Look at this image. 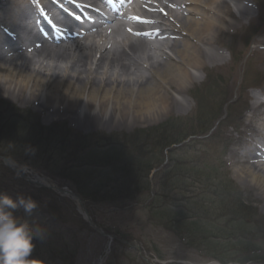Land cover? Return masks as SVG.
<instances>
[{
    "label": "bare ground",
    "instance_id": "6f19581e",
    "mask_svg": "<svg viewBox=\"0 0 264 264\" xmlns=\"http://www.w3.org/2000/svg\"><path fill=\"white\" fill-rule=\"evenodd\" d=\"M43 1L49 6L46 15L50 19L64 16L51 0ZM55 1L72 7L69 0ZM139 1L141 18L134 20L127 13L132 26L125 37H119L121 16L104 32L86 31L67 47H58V41L43 42L29 26L31 0H0V97L22 99L49 118L71 119L74 132L85 136L81 132L113 130L127 121L132 124L175 112L188 113L190 87L200 81L194 72L207 67L215 69L207 71L212 78H224L220 77L223 90L229 95L236 76L225 78L220 72H228V68H224L226 57L217 45L231 30L224 16L233 12L230 4L226 0ZM231 1L241 15L235 21L237 30L243 27V14L250 15L251 10ZM260 96L264 97V91L247 97L251 105L243 119L258 124L256 140L238 157L240 166L235 174L254 200L264 203V102ZM194 102L196 108L204 104L201 97Z\"/></svg>",
    "mask_w": 264,
    "mask_h": 264
},
{
    "label": "rangeland",
    "instance_id": "374dc122",
    "mask_svg": "<svg viewBox=\"0 0 264 264\" xmlns=\"http://www.w3.org/2000/svg\"><path fill=\"white\" fill-rule=\"evenodd\" d=\"M237 1L242 3L241 6H246L248 10L250 9L251 14H243L244 19L240 22H244L241 25L243 27H238L236 30L234 27V25L237 24L235 23L236 18L241 19V15L237 14L234 4H232V9L234 8L235 11L230 8L233 11L230 12V16L227 17V15H224L226 20L230 23L231 30H229V33L226 34L224 38H221V43L217 45L219 50L222 49L220 50L221 54L226 57V66L224 68H228V72H224V70L220 71L224 68H219L218 71L223 72L225 78L232 77L234 79L236 76L235 82L231 80L232 92L229 95H227L226 90H223L224 82L222 76H220L222 78L218 77L214 80L210 77V80H213L212 83L208 81L209 77L207 76V71L215 69L207 67L204 71L200 70L194 72L200 78V81L190 87L189 96L186 99V103L189 104L191 108L188 113L178 114L175 112L168 116L153 117L150 119L146 118L139 121L136 120L132 124H129L127 121L122 126L114 127L113 130L101 129L89 133L81 132V134L90 137L87 142H89L91 146L105 145L104 149L95 150L92 151V153L85 154V156L83 155L86 164L94 163L93 160H95L100 166H96V168L86 167L82 175L81 172L77 170L78 166H74V168L71 169L73 165L71 162H68L69 160H65L66 157L63 158V161L59 163L58 166H52L49 170L42 169V167H39L40 165L38 163L37 166L29 163V159L27 160V158L30 157L33 160L34 155H29V150H23L24 148L17 149V147L21 145L15 140V137L9 139L8 137L10 134H0V145L13 146L10 151L24 155L22 158H19L20 162L16 159L12 160L21 164L24 171L30 173L31 177L34 176L41 180H47L51 184H63V186L68 188H71L68 179L72 178L75 182H80L82 187H85L88 186L86 184L89 181L92 182L94 178L100 177V171L103 170V162L107 159L111 160L109 158L111 156L109 154L110 150L117 149L120 153H123L122 150H124V148L133 147L129 145L134 143V140L143 141L142 136H140L142 134L139 133L136 135L139 131H144L146 133V130L155 129L157 126L160 127L167 123L169 130H182L180 133L185 135L191 134L190 131L196 129L194 135L197 136V134H200L197 137L198 139H196V147L200 148V152L206 154L205 157L209 161L216 164L214 169L221 165L225 166L226 162L229 164L230 168L227 169L228 172L223 169L217 171L220 174L223 172L224 174L222 175L226 174L230 182L228 180L225 181L229 182V184L234 187L231 188L232 192H230L229 197L237 201L241 207L242 205L245 207V209L243 208L241 211V216L244 221L243 223L237 224H241L239 226L241 229L238 232L245 233L248 239H254V241H251V243H254V247L250 248L251 250L263 251L264 213L262 209L264 208V203L255 201L251 193L245 190L240 180L236 177V169L238 165L240 166L234 159L235 156L238 155L234 149V146H237L235 143L238 141V135L233 129H229L227 124L231 123L241 129L244 115H241L240 121L236 116H233L234 104L240 102V100V103H243L247 101V97L261 94L262 92L260 90H252L255 87H251L249 89L250 91H245V94H242L244 90L241 92L240 86L242 88L245 85L243 84L242 86L243 76L246 70L247 72L251 70L250 67H248L250 62L255 64L254 67L258 68L260 72L264 74V0ZM254 1L258 2L257 5L260 7V13ZM259 17L263 19H259ZM238 25L240 26V24ZM253 38L256 39L255 42ZM230 44L232 46L234 45L235 50L233 51L232 57L234 59L233 63L236 65L232 64L229 57L228 49ZM252 54L256 56L255 59H250ZM245 78L246 80L248 79L247 76H245ZM249 81H251L249 85L253 86L255 82L254 78H251ZM201 88L203 89L201 90ZM201 94L204 104H199L196 108L194 99L197 100V96L200 97ZM0 101L9 103L15 107L13 108L14 114H9L5 112L4 109L3 111L0 109V112L3 113V115L0 116V121L13 120L18 123L17 126L29 127L27 129H36V125L39 124L43 128L49 129L48 136H54L58 139L63 138V130L66 134H68L67 130L75 133V124L71 119L68 121H60L58 118H49L45 114L42 115V112L40 109L38 111L36 106L26 104L22 99L10 95L4 98L0 97ZM237 108H239V106H237ZM203 134L204 136L202 137ZM8 139L9 141H7ZM106 150L108 151L106 152ZM64 155H62L61 158ZM179 157L184 158L182 154L179 155ZM187 157V160L195 159V151L191 150ZM3 168L6 170L4 166ZM78 172L80 176H77ZM11 173L13 177H3L0 169V193H7L13 198L22 194L26 197L30 196L38 202V208L34 210L31 215L24 213L22 208L19 209L15 215L26 220L34 228L43 230L41 235L34 240V243L37 244L35 252L39 254V256H48L49 253L47 252L52 253L55 251L57 254L63 252V256L71 258V261L69 259L63 264H109V262H112L111 264H216L213 263L215 260L209 257L211 246L206 254L189 248L186 243H183L179 238L175 237L172 232L170 233L166 231L164 227L150 223L149 217L151 216L147 214V212L142 211L143 207L139 208L131 204L134 207L128 209H132V213H129V211L113 213L115 208L113 209V207L108 204L96 205L92 204V202L83 201L85 202L84 205L91 219L97 224V227L104 230L106 234H109L108 236H112V238L109 239L101 236L84 224V218L74 200L69 197H61L49 190L44 189V191H40L42 189L30 185L21 178L18 181L17 176L13 172ZM152 191L154 190L152 189ZM220 200L223 202V199ZM217 205L220 204L217 203ZM188 207H190L192 211L196 208L193 203ZM137 209L142 212L137 211ZM187 213L188 210L185 209V214ZM210 214H213L212 208ZM210 214L205 213L206 218L210 217L212 219L213 216ZM223 217L224 219L221 218L215 221V223L223 230L222 233L226 234L223 238H232L234 231L233 233L229 231L231 225L229 223L226 224V221L230 217ZM238 220H240V218L235 217V222ZM259 240L261 241L258 242ZM110 242H112L111 250L115 248V252L112 253L113 256H110V253L106 257L105 253L108 252L107 247ZM124 242H128L130 246H124ZM42 245L47 249L43 247V249L39 250V247ZM135 246H138V248L135 249ZM116 254L117 257L115 256ZM255 257L257 260L249 264H264V254L255 255ZM48 259L49 258H46L45 260L48 261ZM59 260L66 261L67 259L65 260L64 257L59 256Z\"/></svg>",
    "mask_w": 264,
    "mask_h": 264
},
{
    "label": "trees",
    "instance_id": "16d2710c",
    "mask_svg": "<svg viewBox=\"0 0 264 264\" xmlns=\"http://www.w3.org/2000/svg\"><path fill=\"white\" fill-rule=\"evenodd\" d=\"M5 107V111L14 114L13 109ZM17 125L18 123L13 120L9 122L0 121V134H10L9 139L15 137V140L21 145L20 147L16 146L17 149H32L28 151V154L34 155L33 160L30 157L27 160L29 159V163L35 166L38 163L42 169L49 170L52 166H58L64 157L73 165L71 169L78 166L77 170L81 172V175L86 167L96 168V166H100L95 160H93L94 163L86 164L83 157L87 153L105 147V145L91 146L87 142L90 137H80L69 130L66 134L63 130V138L58 139L54 136H48L49 129L43 128L39 124L36 125V129H27L29 127ZM146 131V133L144 131L136 133V135L142 134L140 136H142L143 141L134 140L135 142L129 145L133 147L121 149L123 153L117 149L110 150L111 156L109 158L111 160L107 159L103 162L100 177L94 178L92 182L89 181L86 184L88 186L82 187L80 182H75L69 178L68 183L71 184L72 190L84 201L96 205L108 204L119 210L129 207L131 203L145 204L150 199V206L148 205L150 208L147 209L152 211L153 223L164 226L193 249L206 254L211 246L209 257L223 264L236 261L240 263L256 261L255 255L258 256L260 250L250 249L254 247V243H251L254 239H248L245 233L238 232L241 229L239 227L241 224H237L244 221L241 211L245 207L243 205L241 207L237 201L229 197L230 192H232L231 188L234 187L229 184L230 181L226 174L218 173L217 170H221L220 167L214 169L212 163L204 162L199 157L192 162H186L184 158L181 159L173 154L170 158L176 159L177 165L172 167L169 164L166 171L157 172L154 178L150 179L151 172L164 164L165 151L189 137L196 136L194 135L196 129L190 131L192 135H185L180 133L182 130H169L167 123ZM12 147L0 145V156L16 159L20 162L19 158L24 155L10 151ZM62 155L64 156L61 158ZM0 169L3 177L11 176L2 166ZM77 176H80L79 172ZM187 182L193 185L196 192L198 191L195 196H192L194 191L184 190ZM153 187L154 191H152ZM185 194L188 197L182 196ZM220 199H223V202ZM184 201H187L188 205L193 203L196 210L193 209L192 211L187 204L183 205ZM211 208L213 214H210ZM185 209L188 210L187 214H185ZM205 213L210 214L213 218H206ZM223 216L230 217L226 224L231 225L229 231L232 233L234 231L232 238H223L226 234L222 233L223 230L215 223L221 218L224 219ZM235 217L240 218V220L235 222ZM35 245L37 248V244ZM42 246L39 247V250ZM32 254L37 255L35 252ZM55 258L52 260H56Z\"/></svg>",
    "mask_w": 264,
    "mask_h": 264
},
{
    "label": "clouds",
    "instance_id": "9594fccd",
    "mask_svg": "<svg viewBox=\"0 0 264 264\" xmlns=\"http://www.w3.org/2000/svg\"><path fill=\"white\" fill-rule=\"evenodd\" d=\"M38 206L30 196L0 193V264H38L30 257L43 230L15 215L21 208L31 215Z\"/></svg>",
    "mask_w": 264,
    "mask_h": 264
},
{
    "label": "water",
    "instance_id": "95a60500",
    "mask_svg": "<svg viewBox=\"0 0 264 264\" xmlns=\"http://www.w3.org/2000/svg\"><path fill=\"white\" fill-rule=\"evenodd\" d=\"M5 164L7 167L11 168L13 171H15L12 167H11V164L7 161V160H4ZM38 186H42L41 184H37ZM58 194H61V195H70L72 194L70 191L68 190H65V189H57L55 188L54 189ZM79 203L82 205V203L79 201Z\"/></svg>",
    "mask_w": 264,
    "mask_h": 264
},
{
    "label": "snow or ice",
    "instance_id": "6c2138e0",
    "mask_svg": "<svg viewBox=\"0 0 264 264\" xmlns=\"http://www.w3.org/2000/svg\"><path fill=\"white\" fill-rule=\"evenodd\" d=\"M138 19V18H137Z\"/></svg>",
    "mask_w": 264,
    "mask_h": 264
}]
</instances>
